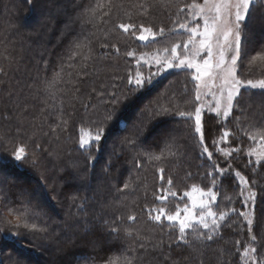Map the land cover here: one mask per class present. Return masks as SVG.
Returning a JSON list of instances; mask_svg holds the SVG:
<instances>
[{"label": "trees", "instance_id": "1", "mask_svg": "<svg viewBox=\"0 0 264 264\" xmlns=\"http://www.w3.org/2000/svg\"><path fill=\"white\" fill-rule=\"evenodd\" d=\"M192 2L0 0V168L25 224L11 229L0 214L3 264H51L44 248L55 264H264V152L253 142H264V92L247 91L222 118L196 100L188 68L147 72L136 61L183 41L176 22H188ZM142 25L165 32L143 44ZM245 32L249 56H264V1L252 6ZM246 73L264 79V66ZM196 107L211 160L194 116H179ZM134 127L138 141L125 143ZM82 130H103L101 140L82 149ZM19 143L26 157L15 164L6 152ZM236 172L249 181L254 208L243 206ZM194 188L215 193L218 227L211 231L209 218V229L195 225L182 238L178 224L154 216L161 207L174 215Z\"/></svg>", "mask_w": 264, "mask_h": 264}, {"label": "snow or ice", "instance_id": "2", "mask_svg": "<svg viewBox=\"0 0 264 264\" xmlns=\"http://www.w3.org/2000/svg\"><path fill=\"white\" fill-rule=\"evenodd\" d=\"M253 6V0H203V4L193 0L191 4L185 5L188 9L186 15H190L193 20H201L202 24H195L190 27L188 22L177 21L176 24L181 30H185L189 33L187 39L183 44H174L171 47L170 55L171 60H167L168 68H181L186 67L194 70L195 75L192 76L193 81H199L196 84V100L199 101L201 95L199 89L201 87L210 88L217 87V91L221 93V97L224 101L223 110H221L220 101L214 106L217 116L228 117L233 109V102L236 101L239 104V98L242 97L247 91L259 89L264 92V79L254 81L253 79L245 78V73L249 71L251 58L246 51V32L245 28L247 22L251 17V8ZM181 12L184 9H180ZM119 27L128 32L130 25L120 24ZM139 31L142 33L138 38L141 41H147L148 35L144 33H152L151 27L141 26ZM165 29L161 27L159 33L163 35ZM183 47V52L177 54V49ZM168 51V49H165ZM199 57V62L197 58ZM246 62L248 66H246ZM159 63V61H158ZM160 64V67H163ZM206 78V79H205ZM216 81H220L219 85H216ZM131 83V81H129ZM212 82V83H210ZM143 81L138 77L135 80V86L140 88ZM109 116L113 113L109 112ZM179 116L184 118L185 121H192L193 114L186 113L184 111L179 112ZM211 119V118H210ZM115 127V126H114ZM102 131L98 132L94 140L99 142L102 137ZM194 133L197 134L203 147V152L207 154L208 160L212 159V153L209 152L208 147L204 145V128L202 126V109L196 107L194 109ZM141 134V128L134 127L125 139V143H136ZM229 133L224 131L223 137L227 138ZM251 138V137H250ZM88 144V141L84 138L80 139V146L84 148ZM24 152L23 148H20L15 153V159L21 160V153ZM223 155H229L227 152H223ZM216 167V166H213ZM264 167V165H262ZM217 171H223V169H217ZM211 175V174H210ZM234 180L239 181L240 194L244 195L245 192L248 196L244 198L242 204L244 207H253L255 205V193L249 185V181L245 179L240 172H236L233 177ZM213 183H215V176L212 177ZM172 183L171 180L168 181ZM127 187V185H125ZM171 192V190H168ZM198 191L193 189V192ZM175 195V193H171ZM191 200V209L185 206L183 211L185 215L181 217L180 209L177 208L176 213L168 214L166 216L167 221L179 225V233L181 237L187 229L194 227L195 225H201L204 229L210 228L211 231H215L218 227L217 213L213 212L209 207V202L216 200L215 193L209 189L207 193L201 192L202 197L206 196L207 200L201 199L199 203L189 193H185ZM163 203L167 199V194L162 197H158ZM199 208V212L194 210ZM7 212L9 215L14 214V208L6 201L4 206L0 207V214ZM237 215L243 216L244 213L233 209ZM164 213V208L161 207L157 210V214L154 216L156 221H161V216ZM225 213L219 214V220L225 219ZM198 217V218H197ZM210 218V222H209ZM130 219H135L130 217ZM249 226L252 221L248 220ZM205 237L208 241H211L213 237L205 232ZM0 264L3 261L0 260ZM108 264H115L113 260H109Z\"/></svg>", "mask_w": 264, "mask_h": 264}, {"label": "rangeland", "instance_id": "3", "mask_svg": "<svg viewBox=\"0 0 264 264\" xmlns=\"http://www.w3.org/2000/svg\"><path fill=\"white\" fill-rule=\"evenodd\" d=\"M258 1H261V0H253V5H255ZM264 1V0H262ZM203 4V1L202 3ZM252 9V8H251ZM188 23H189V26L192 27L194 26L195 24H202V21L197 19V20H193L192 17L190 15H188ZM181 33L184 34V36H182L180 39H183V41H180L178 42L177 44H183V42L187 39L189 33H187L185 30H181ZM142 33L139 31V34L137 35V38L141 35ZM146 35H148V40L147 41H141L139 38L138 40L143 43V44H146V43H150V42H154L159 36H161L160 33H156L154 31H152V33H144ZM255 36H260L258 35L257 33H255ZM246 41H247V35H246ZM253 40H250L249 41V46H251ZM248 48H251L249 47ZM160 47V46H159ZM159 47H156L155 49H151L150 51H148V53H143V55H139L137 58H136V61L138 64L140 65H143V66H146L147 68V72L151 69V68H154V70H159V72H162V71H172L174 69H177V68H168L167 67V60H171L172 59V56L170 55V50L169 51H165V49H160ZM184 50H183V47L177 49V54H180L182 53ZM262 55H252L250 56L251 58V64L250 66H255L257 67V65H259L260 63H262V65L264 66V56ZM198 62H199V57L197 58ZM159 61V63H158ZM160 64H163L164 66L160 69H158L160 67ZM246 66H248V63L246 62ZM189 71L192 72L193 75H195L194 73V70H191V69H188ZM148 74V73H147ZM157 75L156 71H154L153 74H151V77H155ZM192 75V76H193ZM246 75H250V78L249 76H246ZM138 77L140 79H142V76L141 75H138ZM245 78H249V79H253L254 81H258V75L256 74H249V73H245ZM150 79V78H149ZM206 79V78H205ZM197 83H200L199 81H195V84ZM212 83V82H210ZM220 83V81H216V85L218 86ZM201 95L199 97V102L200 103H203L204 105L202 106L204 109L210 111L211 113L216 114V109H215V105L217 104L218 101H220V104H221V110H223V106H224V101L221 97V93L219 91H217V87L216 86H213V87H210V88H204V87H201L199 89ZM235 104V101L233 102V106ZM230 115V114H229ZM194 116V115H193ZM222 118H226L224 116L221 115ZM121 126H123V124H121ZM80 135H79V138H84L85 140L88 141V144L85 145L84 148L82 149H86V148H89L91 147L92 144L94 143H97L95 142L94 140V137L95 135L97 134V132H93V131H89V130H82V131H79ZM257 135V134H256ZM2 139H1V133H0V164L3 157V154L2 153H5V151H3V146H2ZM253 142L256 146V153H258V155H261L262 152H264V142L260 139H257V138H253ZM13 150H10L8 153L6 152V154L9 155V158L13 161V163L17 164V162L23 160L25 157H26V149L23 148L22 146H20V143L14 147H12ZM20 148H23L24 149V152L21 153V160L17 161L15 159V153L18 149ZM7 162V161H6ZM8 185H7V178L1 173V168H0V207L4 206L5 202L9 200V197H8ZM200 191H196V192H193V190H191V192L189 193L191 196H193L197 202L199 203V201L201 199H205L206 196L202 197L200 195ZM187 200H188V203L186 206L189 207V209H191V200L189 199V196H186ZM206 200V199H205ZM41 205L43 204L42 201H40ZM9 204V203H8ZM185 207V206H184ZM184 207H181L179 208L180 209V213H181V217H183L185 215L183 209ZM210 207V206H209ZM195 212H199L200 209L199 208H196L194 210ZM166 212L167 210L164 208V213L162 214L161 218H165L166 219ZM4 213V212H3ZM1 214L3 216V218H6L7 221H8V227H10L11 229L12 228H16L17 226L23 224L25 226V224L23 223L24 219L17 215L15 210H14V214L12 215H9L7 212H5L4 214ZM198 218V217H197ZM172 223V222H170ZM45 252H46V256L47 257H50V262L51 264H55L56 262V258L53 257V255H50L51 253H49L48 249H45Z\"/></svg>", "mask_w": 264, "mask_h": 264}]
</instances>
